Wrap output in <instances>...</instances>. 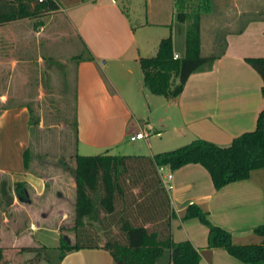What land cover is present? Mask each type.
<instances>
[{"label":"crops","instance_id":"1","mask_svg":"<svg viewBox=\"0 0 264 264\" xmlns=\"http://www.w3.org/2000/svg\"><path fill=\"white\" fill-rule=\"evenodd\" d=\"M54 1L58 10L53 13L0 26V39L4 51L9 53L5 54L8 58L17 44L32 40L38 62H41L42 43L49 45L50 49L51 44L61 37L69 39L72 34L76 37L86 54L84 58L74 56L75 62L72 63L79 144L105 150L100 154L121 155L113 154L112 149L125 138L131 142L144 140L149 155L153 156L168 151L171 142L181 146L194 139H204L228 146L236 136L255 128L257 115L264 107L263 81L245 59L264 57L263 16L249 20L241 31L227 33L224 54L213 62L211 69L192 73L181 93L167 98L154 95L144 87L139 59L156 54L160 41L169 36L168 28L173 54L177 57L185 54V40L184 48L180 50L173 35L174 22H178L174 0H144L145 20L135 25L130 20L129 9L121 6V3L129 4L130 0ZM6 63L0 65L7 67L6 73H14L19 65L16 60ZM59 64L63 70L67 67L57 62ZM2 70L0 73L4 72ZM7 100L8 94L0 92V103L5 104ZM140 107L145 108L147 114L146 119H142L146 131L141 130L145 137L131 140V135L140 132L131 123V119L140 120ZM136 124L140 127V123ZM33 163L30 162L28 169L23 167L25 180L11 181L5 175L10 179L11 187L15 182H25V194L31 201L43 194L44 187L40 177L31 170ZM69 165L71 170L73 163ZM166 172L172 175V188L168 194L175 212L171 221L173 241L189 240L198 249L203 264H249L222 248L207 247L208 228L196 218L183 217L186 206L196 203L208 213L211 223L231 233L233 243H264V235L255 231L256 227L264 225V168L253 170L248 179L229 183L220 189L213 187L209 173L199 164H187L176 170L165 167L163 173ZM45 178L53 187L50 197L69 200L73 204L72 223L65 224L73 234L74 179L71 175V181L67 183L68 198L59 189L61 181L59 184L56 178ZM10 206L25 209L15 196ZM58 213H63L61 220L66 218L62 208ZM42 216L46 223L51 220L46 213ZM23 217L24 220L31 219L27 227L31 234L44 224L53 227L35 223L31 212L27 211ZM60 264L115 263L108 251L92 248L72 251L62 258Z\"/></svg>","mask_w":264,"mask_h":264},{"label":"trees","instance_id":"2","mask_svg":"<svg viewBox=\"0 0 264 264\" xmlns=\"http://www.w3.org/2000/svg\"><path fill=\"white\" fill-rule=\"evenodd\" d=\"M180 2L174 0V8L177 21L186 22L185 54L174 56L169 35L160 41L156 54L139 59L144 87L167 98L178 96L192 73L211 69L226 47L223 40L218 53L202 55L201 15L194 14L187 22L183 13H177L182 7ZM57 10L54 0H0V26L44 17ZM245 60L262 78L264 97V57ZM73 125L76 129V120ZM30 162L29 150L25 149L23 167L28 169ZM69 162L73 163L71 170L66 161L62 166L70 170L75 184L73 241L69 243L60 234L59 244L51 249L44 245L23 248L34 253L33 263L44 260L46 264H60L72 251L102 248L115 264H203L198 249L189 240L173 241L171 221L175 212L158 168L176 170L199 164L209 173L215 189L248 179L253 170L264 168V107L257 115L255 128L236 136L228 146L194 139L153 156L75 153ZM25 187L23 181L15 182L12 188L6 179H0V198L5 206L11 205L14 196L26 199ZM183 218H196L208 228L207 247L222 248L245 263L264 264V243H233L231 233L211 223L208 213L196 203L186 206ZM255 231L264 235V225ZM3 256L0 247V264H4Z\"/></svg>","mask_w":264,"mask_h":264},{"label":"rangeland","instance_id":"3","mask_svg":"<svg viewBox=\"0 0 264 264\" xmlns=\"http://www.w3.org/2000/svg\"><path fill=\"white\" fill-rule=\"evenodd\" d=\"M180 1L182 7L177 8V13H183L187 22L192 15H201L202 55L218 53L227 33L238 31L249 20L264 17V0ZM121 6L129 9L130 20L134 25L144 22V0H130L129 4L121 3ZM173 28L176 45L182 50L186 22H174ZM167 30L170 35V28ZM140 34H144L143 31ZM61 38L52 43L50 49L49 45L42 43L41 62H38L34 49L36 45L32 40L26 39L22 44H17L8 58L5 54L9 53L4 51V44L0 39L1 63L16 60L19 64L13 70L14 73H6L7 67L0 66V72L1 68L4 71L0 73V92L8 94L6 103H0V179H7L9 183L10 179L25 180L22 152L28 149L31 162L35 165L31 170L44 184L43 194L38 199L31 201L26 196V199L21 200L15 196L26 210L6 207L4 200L0 198V247L3 248L4 264H46L44 260L33 263L34 253L23 248L44 245L51 249L59 244L60 234L69 243L73 241V234L65 226L66 223H72L73 204L69 200L60 201L50 197L53 187L45 176L56 178L59 184L61 181L59 189L69 198L67 183L71 181V172L63 168V161L70 164V156L75 153L94 155L105 152L102 149L84 147L77 141L73 125L76 120V100L72 63L75 62L74 56L78 59L84 58L86 54L73 34L69 39ZM57 62L66 65L65 70ZM138 116L140 120L131 119L132 126L146 131L142 120L147 117L146 109L140 107ZM35 120L38 123H33ZM136 122L140 123V127ZM176 144L171 142L169 150L177 148L179 145ZM110 150L108 151L111 152ZM147 150L144 140L131 142L125 138L112 149V153L150 156ZM11 193L15 195L14 189ZM29 194L32 192L29 191ZM61 208L66 215L63 220V213H58ZM25 211L33 213L32 220L35 223H46L42 216L46 213L51 219L46 224L53 227L44 224L33 234L29 233L27 227L28 220L31 219L24 220ZM56 226L59 229L55 230Z\"/></svg>","mask_w":264,"mask_h":264},{"label":"built area","instance_id":"4","mask_svg":"<svg viewBox=\"0 0 264 264\" xmlns=\"http://www.w3.org/2000/svg\"><path fill=\"white\" fill-rule=\"evenodd\" d=\"M38 1L41 2L42 0H38ZM174 56L177 57V55H174ZM143 137H145V135L143 132L140 131V132H136L134 135H131L130 139L135 140V139H139ZM164 168L165 167L158 168V173L160 175L163 186L169 192L172 188V184H171L172 175H171V172L163 173Z\"/></svg>","mask_w":264,"mask_h":264}]
</instances>
